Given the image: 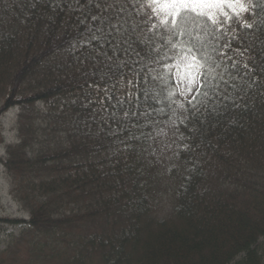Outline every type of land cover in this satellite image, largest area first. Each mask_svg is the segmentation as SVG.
<instances>
[{"label":"trees","instance_id":"16d2710c","mask_svg":"<svg viewBox=\"0 0 264 264\" xmlns=\"http://www.w3.org/2000/svg\"><path fill=\"white\" fill-rule=\"evenodd\" d=\"M75 7L0 0V118L15 109L17 131L0 164L12 201L28 215L0 264H264V71L256 70L264 31L243 30V43L227 50L242 72L244 63L256 65L241 83L240 107L197 121L195 132L179 123V111L171 119L154 112L150 124L130 119L113 136L112 102L104 101L106 111L90 102L104 93L97 95L95 78L84 75L92 65L72 46L83 31ZM256 11L264 21V2ZM138 19L133 13L130 23ZM142 27L138 51L155 39ZM232 35L215 33L219 43ZM129 79L108 92L124 99ZM173 120L175 188L162 214L149 184L151 151L154 130ZM121 139L132 147L124 150Z\"/></svg>","mask_w":264,"mask_h":264},{"label":"snow or ice","instance_id":"6c2138e0","mask_svg":"<svg viewBox=\"0 0 264 264\" xmlns=\"http://www.w3.org/2000/svg\"><path fill=\"white\" fill-rule=\"evenodd\" d=\"M262 2L62 0L69 8L75 5V10L81 13L78 19L83 31L72 46L80 52L82 59H77L81 63L92 65V70L84 75L95 78L97 95L104 93L100 100L90 102L99 103L101 111L107 110L105 100L112 102L107 120L116 123L117 129L109 134L116 136L118 131H126L130 119L144 117L148 125L154 112L171 119L178 111L184 114L179 123L195 132L197 121L204 124L209 117L222 116L229 105L240 107L241 83H246L244 77L256 65L249 67L244 63L243 68L248 71L242 72L239 61L227 50L234 41L243 43V30L256 27L264 31V21L259 20L260 13L256 11ZM133 13L139 19L130 23ZM233 22L239 25L238 29L232 28ZM143 25H147L146 31L155 39L138 51L134 43L145 39ZM230 31L234 33L231 39L219 43L215 33L228 35ZM256 70L264 71V64ZM129 75L135 79L128 80L130 90L124 99L108 92L115 80ZM141 101L145 105L143 111H139ZM172 126L178 130L175 120ZM180 138H184L182 134ZM120 143L124 150L132 147L123 139ZM183 150H188V145Z\"/></svg>","mask_w":264,"mask_h":264},{"label":"rangeland","instance_id":"374dc122","mask_svg":"<svg viewBox=\"0 0 264 264\" xmlns=\"http://www.w3.org/2000/svg\"><path fill=\"white\" fill-rule=\"evenodd\" d=\"M41 108L40 104H36ZM16 110L12 109L0 118V160L4 158L5 147L17 143L16 131ZM171 123H164L158 130L153 144L152 155L156 157L155 169L151 172V188L159 196V203L163 209L162 214L168 212L173 201L174 183L169 171L174 164V146L176 145L177 131ZM159 162V165L158 163ZM153 163V162H151ZM158 165V166H157ZM9 180L0 164V220L5 222L0 224V254L6 249V245L22 230L23 224L28 220V215L21 211L17 203L12 201L9 193Z\"/></svg>","mask_w":264,"mask_h":264}]
</instances>
